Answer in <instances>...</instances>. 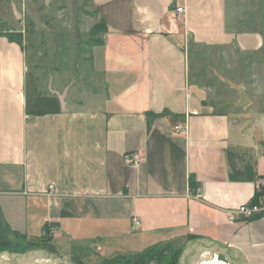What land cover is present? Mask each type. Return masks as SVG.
<instances>
[{"label": "crops", "instance_id": "1", "mask_svg": "<svg viewBox=\"0 0 264 264\" xmlns=\"http://www.w3.org/2000/svg\"><path fill=\"white\" fill-rule=\"evenodd\" d=\"M51 1L82 14L72 40L91 99L35 67L37 38L0 28L1 223L26 239L56 224L53 242L85 264L188 236L264 264V217L226 215L264 176V31L243 28L229 0ZM223 77L238 82L229 99Z\"/></svg>", "mask_w": 264, "mask_h": 264}, {"label": "rangeland", "instance_id": "2", "mask_svg": "<svg viewBox=\"0 0 264 264\" xmlns=\"http://www.w3.org/2000/svg\"><path fill=\"white\" fill-rule=\"evenodd\" d=\"M10 1H13L16 4L13 11L11 8ZM10 1L0 0V18L2 19V23H0V28L9 30V28L5 26L19 25L20 28L26 30V33L28 35H31L34 41H36L37 38L36 43H33L32 47H30L29 44H25L26 49L30 47L29 60H31L32 57L34 58L35 56V67H42L46 64V69L49 70V77L51 76V79L53 78L55 82L60 81L64 83L70 81H72L73 83V81H75V84L73 83L71 90L73 92L76 91V93L79 94V98L81 99H83L84 97L85 100L87 98L91 99V97L86 94L89 89H91V86L87 84H80L79 82H77L79 81L77 78L87 79L88 77L86 75H83L82 70H80V66L82 65L83 61L77 56V47L79 48L80 46L76 45L72 40V38L77 40L76 36L78 35V31H80V28L84 27L83 22H80V16H82V14L70 11L72 9L67 7H71V4L69 2L58 4L52 2L51 0ZM78 1L79 0H75L74 4L77 5ZM229 3L231 6H235L240 10L239 14L240 18H242L241 26L243 28L251 29L254 27H259L264 31V0H229ZM64 6L68 8H66L67 10L65 11L63 10ZM75 31H77V35L75 34ZM10 32L13 33L17 39H19L20 41L22 40L18 36V31L10 30ZM67 35L71 37L73 43L70 42V39H65L62 42L63 38L61 37H67ZM31 37L29 36V39H31ZM61 42L64 46H60ZM60 47L61 49L63 47L66 49L63 54L60 53L63 52L59 50ZM40 51H44L45 57H43L44 59L42 60L38 58V53ZM241 66L242 67L240 72H243L246 68L243 65ZM228 72L233 73L232 69L228 70ZM202 77L203 76L201 75V77H198V79H201ZM221 79L227 83L226 85H223L224 91L221 92V97L229 99L230 96L232 97V95L228 94H231V92L236 91L235 87L238 82H236L232 78L225 79L223 77ZM254 109L256 111H261V109H264L263 98L259 97V99L255 100ZM0 225L3 227H8V225L3 222L1 223V221ZM10 229L6 230L4 228H0V235L10 240L9 246L3 251L6 250L9 252H13L19 251L21 248H25L23 246L27 245V239H25L24 236L20 234H18V236L10 234ZM37 233H39V230L36 229L30 234H32V236H35L37 235ZM53 239V236L47 233V236H45L44 238V242L53 245L59 255L68 258L66 254L69 253L66 248L68 247L69 243H65L64 245L62 243L59 244L58 242H53ZM180 241V244L172 240L167 243L156 245L159 246L155 248V251L157 253L159 249H166L159 253V256L161 257L158 261H152L149 264H170V258L176 250V247H181L185 240ZM16 244L20 247H17ZM55 246L58 247V249H56ZM32 247L37 246H29L28 248ZM71 247L72 245L70 244L69 248ZM59 248L61 250H59Z\"/></svg>", "mask_w": 264, "mask_h": 264}, {"label": "water", "instance_id": "3", "mask_svg": "<svg viewBox=\"0 0 264 264\" xmlns=\"http://www.w3.org/2000/svg\"><path fill=\"white\" fill-rule=\"evenodd\" d=\"M259 139V131H255ZM221 256L227 264H248L243 252L218 239L197 236L184 241L177 264H199L203 258ZM0 264H75L71 259L43 247H32L19 252H0Z\"/></svg>", "mask_w": 264, "mask_h": 264}, {"label": "trees", "instance_id": "4", "mask_svg": "<svg viewBox=\"0 0 264 264\" xmlns=\"http://www.w3.org/2000/svg\"><path fill=\"white\" fill-rule=\"evenodd\" d=\"M8 36H10L12 39L15 40V37L13 38V36L9 33ZM19 41V40H18ZM160 116V114H151V117L155 118ZM193 183V182H192ZM0 228H4L6 230H8V228H6L5 226H1ZM43 228L45 229V232L43 234V236H36L34 238L31 239H27V245L23 246L25 248H21L19 251L25 250L26 248H28L29 246H37V247H43L51 252H55L57 253V251L55 250L54 246L51 244H47L46 242H44V238L45 236H47V231H48V224H44ZM10 234H14L18 236L17 232L14 231H10ZM194 236H188L186 238L190 239L193 238ZM26 239V237H24ZM175 242H178V244H180V240H174ZM10 244V240L8 238H4L0 235V252L3 251L5 248H7ZM17 247H20L16 244ZM159 247V246H151L149 248L144 249L141 252L138 253H134L131 255H124V254H117L113 257H109L106 259H103L102 261H100L99 263L96 264H149L152 261H158L160 259L161 256H159V253H161L162 251H164L166 248L164 249H159L158 253L155 251V248ZM181 247H176V250L174 251V253L172 254L171 258H170V264H177V258L179 255ZM19 251H13V252H19ZM155 258V260H154ZM220 259L224 260L221 256H219ZM71 260L75 263V264H85L82 260H80L77 256H73L71 258Z\"/></svg>", "mask_w": 264, "mask_h": 264}, {"label": "built area", "instance_id": "5", "mask_svg": "<svg viewBox=\"0 0 264 264\" xmlns=\"http://www.w3.org/2000/svg\"><path fill=\"white\" fill-rule=\"evenodd\" d=\"M175 12L180 14L183 12V7H176ZM172 129L174 132H185V119L181 118L176 120ZM143 160V155L137 151L127 152L124 155V162L131 166H137ZM49 188L53 190V185H49ZM199 192V189L197 190ZM228 219L242 218L251 219L256 217H264V176L257 178L255 182V194L253 199L249 202H244L238 205L236 208L226 211ZM58 232V226L56 224H48L47 233L55 235Z\"/></svg>", "mask_w": 264, "mask_h": 264}, {"label": "bare ground", "instance_id": "6", "mask_svg": "<svg viewBox=\"0 0 264 264\" xmlns=\"http://www.w3.org/2000/svg\"><path fill=\"white\" fill-rule=\"evenodd\" d=\"M199 264H227V262L215 255L213 258H203Z\"/></svg>", "mask_w": 264, "mask_h": 264}]
</instances>
